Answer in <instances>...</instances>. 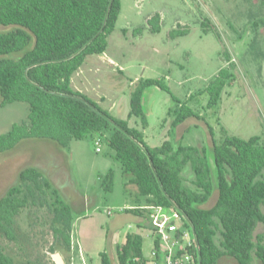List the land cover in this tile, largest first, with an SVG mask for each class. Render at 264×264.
<instances>
[{
	"label": "trees",
	"instance_id": "16d2710c",
	"mask_svg": "<svg viewBox=\"0 0 264 264\" xmlns=\"http://www.w3.org/2000/svg\"><path fill=\"white\" fill-rule=\"evenodd\" d=\"M121 12V0H0V105H29L28 123L14 124L0 136V154L14 150L25 140H48L69 149L73 140L100 136L122 165L128 184L125 189L135 187L138 202L173 211L191 230L174 204L187 215L199 247L190 248L195 260L219 264L230 258L237 264H253L256 259L264 264L261 137L245 140L230 136L222 128L224 139L220 143L212 140V162L206 148L174 145L168 140L152 148L143 132L148 126L143 95L149 87L170 94L164 80L140 79L130 94L129 118H139L142 130L131 127L129 120L113 117L74 88L73 79L89 58L107 52L108 39ZM160 19L156 14L148 21L155 33L160 32ZM203 26L220 38L209 22H203ZM188 34L186 28L174 30L170 36ZM228 63L229 67L221 69L206 88L209 109L219 105L226 86L234 81V63ZM173 99L176 106L168 111L172 118L170 135L187 120L199 118L191 107ZM188 167L194 175L192 187L184 177ZM107 177L110 184H106V192H110L114 172ZM38 193L52 200L55 238H61L64 250L71 252L73 207L37 167L22 170L17 182L0 198V236L16 240L15 220L31 201L37 202ZM215 194L216 203L205 207ZM123 211L148 215L144 210ZM0 264L15 261L0 252ZM99 264H149L143 236L127 234L124 244L118 247L116 260L103 252Z\"/></svg>",
	"mask_w": 264,
	"mask_h": 264
},
{
	"label": "rangeland",
	"instance_id": "374dc122",
	"mask_svg": "<svg viewBox=\"0 0 264 264\" xmlns=\"http://www.w3.org/2000/svg\"><path fill=\"white\" fill-rule=\"evenodd\" d=\"M122 12L115 31L109 37L107 54L92 66V81L84 86L82 73L74 77L87 98L117 119L129 120L141 129L139 118H129L130 94L140 79L164 80L171 93L149 87L143 95V111L148 121L146 143L159 147L166 140L206 148L212 162V140L224 139L222 128L241 139L261 137L264 141V6L262 0H121ZM159 14L160 32L155 33L149 19ZM203 22L217 28L206 32ZM189 29L186 36L172 38L174 30ZM107 58V59H106ZM108 58L115 62H110ZM228 60L234 63V81L230 82L218 106L209 109V83ZM176 98L199 116L189 119L171 135L170 108ZM1 102V96H0ZM29 105L16 102L0 105V136L14 124L28 123ZM97 152L94 138L73 140L69 149L52 141H22L14 150L0 154V198L13 186L19 173L37 167L50 179L61 196L73 207V240L85 254L86 264H99V256L108 252L114 259L117 249L129 233L139 232L137 217L129 210L140 207L138 194L127 191L123 168L103 139ZM114 172L111 191L106 192L107 177ZM192 187L194 175L184 173ZM128 185V184H127ZM109 186V185H108ZM215 194L205 207H212ZM144 203V202H143ZM52 200L38 193L15 220L16 240L0 236V252L12 257L15 264H80L79 257L64 250L62 239L55 238ZM112 211L111 216L108 212ZM86 219H79L83 214ZM120 219L116 229L113 222ZM179 227L184 222L166 214ZM167 220H165L167 222ZM183 226V227H182ZM259 232L262 228H259ZM77 249L79 247L77 246ZM152 241L144 242V256L151 261ZM57 255L62 259L58 262ZM89 258V259H88ZM93 259V260H91ZM219 264H237L224 258ZM253 264H260L254 259Z\"/></svg>",
	"mask_w": 264,
	"mask_h": 264
},
{
	"label": "built area",
	"instance_id": "2783aa9c",
	"mask_svg": "<svg viewBox=\"0 0 264 264\" xmlns=\"http://www.w3.org/2000/svg\"><path fill=\"white\" fill-rule=\"evenodd\" d=\"M94 141L97 146L96 151L101 152L100 146L103 143V138L97 136ZM132 209L148 212L155 240L158 242V246L156 247L155 244L152 250L150 264H199V261L195 260L190 252V248L197 246L192 231L186 229L185 226L179 228L173 221H168L166 218L167 212H171L179 218L176 213L159 205ZM108 214L111 216L113 212L109 211Z\"/></svg>",
	"mask_w": 264,
	"mask_h": 264
},
{
	"label": "crops",
	"instance_id": "0c3cea01",
	"mask_svg": "<svg viewBox=\"0 0 264 264\" xmlns=\"http://www.w3.org/2000/svg\"><path fill=\"white\" fill-rule=\"evenodd\" d=\"M106 54L107 53H105V54H103V55H101V56H94V57H91V58H89V60H88V62H87V64L80 70V72L83 74L82 75V77L80 78V81L84 84V86H86V85H89L90 84V82L93 80L92 79V77L89 75V73H91L92 72V66H93V64L94 65H96V64H98L100 61H102V58L104 57V56H106ZM107 59V58H106ZM108 60H110V62H115V61H113L112 59H110V58H108ZM77 75H79V73H77ZM80 76V75H79ZM73 84H74V80H73ZM76 88V90H78V91H80V92H82V90L81 89H79V87H77V86H75ZM131 126V125H130ZM132 127V126H131ZM135 128V127H134ZM141 130V129H140ZM147 130V129H146ZM146 130H144L143 132H144V134H145V141H146ZM151 147V146H150ZM158 147V146H157ZM152 148H156V146L155 147H152ZM140 204H142L140 207H144V206H149V205H147V203H140ZM132 208H134V207H132ZM132 208H130V209H132ZM123 209V208H122ZM167 213H169V212H167ZM166 213V214H167ZM171 213V212H170ZM172 215H175V214H173V213H171ZM109 215V214H108ZM136 215V217H137V227H138V230H139V232H137V233H139V234H141L142 236H143V238H144V242L146 241V240H151L152 241V247L154 248V245L156 244V240H155V236H154V233H153V229H152V224H151V221H150V218H149V216L147 215L146 217H141V216H139V215H137V214H135ZM110 216V215H109ZM175 217V216H174ZM87 218V215L84 213L83 215H81L80 217H79V219H81V220H83V219H86ZM76 221V220H75ZM75 221H74V223H73V230H74V225H75ZM173 221V220H172ZM119 222H120V219L118 218V219H116V220H114V222H113V228L114 229H116V225L118 226V224H119ZM174 222V221H173ZM125 239H126V237H125ZM125 239H124V241L123 242H121L120 243V245H119V247L121 246V245H123L124 244V242H125ZM77 246L79 247V249H77ZM77 246L75 245V243H74V240H73V231H72V250H71V253H73V255H77V257H79V262L81 261V262H83V263H80V264H86L87 262H86V256H85V254H83V252H82V250L80 249V244H79V241L77 242ZM118 250V249H117ZM153 250V249H152ZM89 259V258H88ZM91 260H93V259H91ZM149 262V264H150V262H152V259H151V261H148ZM68 264H75V262L73 263V261H72V263H68Z\"/></svg>",
	"mask_w": 264,
	"mask_h": 264
},
{
	"label": "water",
	"instance_id": "95a60500",
	"mask_svg": "<svg viewBox=\"0 0 264 264\" xmlns=\"http://www.w3.org/2000/svg\"><path fill=\"white\" fill-rule=\"evenodd\" d=\"M173 204H174V203H173ZM174 206H175L176 209L180 212V214L182 215V217L184 218V220L189 224V226H190V228H191V231H192V233H193L194 239H195V241H196V243H197V237H196V233H195V231H194V226H193L192 222L188 219L187 215H186L185 213H183V211H181L180 208H178L175 204H174ZM197 248H199V247H198V243H197ZM56 258H57L58 262H62V259H61V257H60L59 255H57ZM199 264H201L200 259H199Z\"/></svg>",
	"mask_w": 264,
	"mask_h": 264
}]
</instances>
